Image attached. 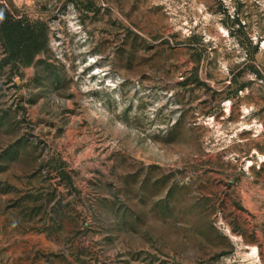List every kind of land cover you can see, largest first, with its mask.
<instances>
[{
  "label": "rangeland",
  "instance_id": "rangeland-1",
  "mask_svg": "<svg viewBox=\"0 0 264 264\" xmlns=\"http://www.w3.org/2000/svg\"><path fill=\"white\" fill-rule=\"evenodd\" d=\"M0 264H264V0H0Z\"/></svg>",
  "mask_w": 264,
  "mask_h": 264
}]
</instances>
